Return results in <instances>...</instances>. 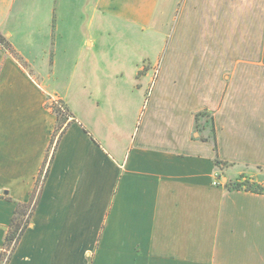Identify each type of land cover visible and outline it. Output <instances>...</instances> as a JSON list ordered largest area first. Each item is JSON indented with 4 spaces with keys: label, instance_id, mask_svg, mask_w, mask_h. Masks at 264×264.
Listing matches in <instances>:
<instances>
[{
    "label": "crops",
    "instance_id": "0c3cea01",
    "mask_svg": "<svg viewBox=\"0 0 264 264\" xmlns=\"http://www.w3.org/2000/svg\"><path fill=\"white\" fill-rule=\"evenodd\" d=\"M0 34V255L35 202L8 264H264V0H0Z\"/></svg>",
    "mask_w": 264,
    "mask_h": 264
},
{
    "label": "trees",
    "instance_id": "16d2710c",
    "mask_svg": "<svg viewBox=\"0 0 264 264\" xmlns=\"http://www.w3.org/2000/svg\"><path fill=\"white\" fill-rule=\"evenodd\" d=\"M0 44H2L16 58H18L17 54L14 52L9 42L1 34H0ZM53 112L57 118L56 131H58L63 126V124L66 122L67 113L65 111L61 112L58 107H55L53 109ZM205 130H207L206 136L201 135L200 139L204 142H210L212 144V148L215 153L214 163L217 165H221V162L218 160L217 155H216V139H215V129H214L213 118L211 114L206 110L200 111L195 114V131L201 134V132ZM243 186H245V188L247 189L253 188L251 185H249V183H245V185ZM233 187H239V185L234 184ZM256 189L259 190V188H256ZM28 206L29 205L22 204L16 207L9 230L5 236L4 246L10 245L15 235L21 229V226L23 227L21 229L20 236L23 235L25 229L28 227L30 223V218L32 216V213H30L27 217ZM19 239L20 237L18 238V241Z\"/></svg>",
    "mask_w": 264,
    "mask_h": 264
},
{
    "label": "built area",
    "instance_id": "2783aa9c",
    "mask_svg": "<svg viewBox=\"0 0 264 264\" xmlns=\"http://www.w3.org/2000/svg\"><path fill=\"white\" fill-rule=\"evenodd\" d=\"M146 66L148 67V70L150 71L151 73V84L150 86H152L156 80V78L158 77V74H159V71H160V66H161V60L158 59L157 61H155V63L153 65H150V64H146ZM48 108H50L52 111L55 107H58L59 110L62 112H64V108L59 104V101L56 100V99H50L48 100ZM44 176H45V170L43 169L41 174L39 175V178H38V188L41 186L42 182H43V179H44ZM246 182V181H245ZM214 185L217 184V175L215 174V181L213 183ZM245 187V186H244ZM38 190V189H37ZM34 204L35 202H31L28 206V211H27V217L30 213H32L33 211V208H34ZM23 226H21V229H22ZM21 229L18 231V233L15 235L14 239L11 241L10 245L8 246H4L2 251H1V255H0V264H7L8 263V260L10 258V255L14 249V247L17 245V243L19 242L18 241V238L22 237V235L20 236V233H21ZM26 230V229H25ZM20 240V239H19Z\"/></svg>",
    "mask_w": 264,
    "mask_h": 264
},
{
    "label": "rangeland",
    "instance_id": "374dc122",
    "mask_svg": "<svg viewBox=\"0 0 264 264\" xmlns=\"http://www.w3.org/2000/svg\"><path fill=\"white\" fill-rule=\"evenodd\" d=\"M198 8H199V5L196 6V12H197V9ZM173 18L174 17H166L165 18L166 19L165 20L166 21L165 22V28H167V29L169 28V23L168 22L170 20H172ZM114 27H116V29H114V31H117L118 28L119 29H122L120 26H118V28H117L116 23H114ZM112 40H113V44L114 45H119V44H121L120 42L122 41L120 38L116 37L115 35L113 36ZM165 40H167V37H165V38L162 37V39H161V44H162L161 49L164 48V45L166 43ZM129 41H132L134 43V45L141 46V48L144 49V51H145V57H148V58L145 59V62L147 64L153 65L155 63V61H157L155 59V42H156V39L153 38V34L152 33L147 32L143 36L137 35V37L135 39H129ZM194 42H195V44H199L198 39H194ZM59 104L64 108L62 102L59 101ZM245 183H249V182L248 181H246V182L244 181L243 184L245 185ZM249 185H251V184L249 183ZM15 247H14V249H15ZM14 249H13V251H14ZM13 251H12V253L10 255V258L8 260V263H9L11 257H12Z\"/></svg>",
    "mask_w": 264,
    "mask_h": 264
}]
</instances>
